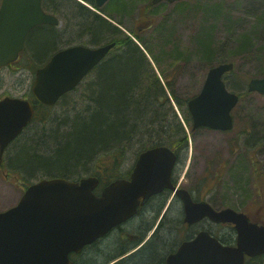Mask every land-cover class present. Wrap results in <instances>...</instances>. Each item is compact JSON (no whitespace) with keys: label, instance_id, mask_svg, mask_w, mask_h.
I'll return each instance as SVG.
<instances>
[{"label":"water","instance_id":"water-1","mask_svg":"<svg viewBox=\"0 0 264 264\" xmlns=\"http://www.w3.org/2000/svg\"><path fill=\"white\" fill-rule=\"evenodd\" d=\"M163 0H154L158 3ZM170 3L182 0H167ZM108 0H95L103 7ZM45 13L42 0H2L0 8V68L17 61L30 31L41 24L57 25ZM115 46L97 49L74 46L57 53L37 70L33 94L43 105L52 106L73 90ZM233 64L210 69L200 94L188 103L194 129L207 127L228 131L234 126L232 111L239 96L227 90L224 75ZM250 92L264 95V78L252 79ZM34 109L29 101L5 98L0 101V159L5 149L30 124ZM177 155L167 147L142 153L129 180H117L101 195L97 177L77 182L45 179L32 185L19 204L0 213V264H74L73 253L107 235L134 217L151 197L170 189L181 199L184 222L201 220L235 225L237 246H223L208 232L185 242L165 264H246V258L264 254V225L251 222L231 208L216 210L208 202H195L191 194L172 183Z\"/></svg>","mask_w":264,"mask_h":264},{"label":"rangeland","instance_id":"rangeland-1","mask_svg":"<svg viewBox=\"0 0 264 264\" xmlns=\"http://www.w3.org/2000/svg\"><path fill=\"white\" fill-rule=\"evenodd\" d=\"M215 1L218 0L191 1L186 11H181L176 4H167L161 6L154 16L150 15L154 8L152 0H114L117 3L115 11L120 8L126 9L128 6L127 12L122 16L114 13L111 18L102 13L105 18L116 24L139 44L157 76L163 80L164 89L170 102H174L172 106L177 116L180 120H184H181L183 127L187 126V123L180 106L175 101V96L183 102L197 96L212 67L224 62H233L234 71L226 75L227 81L233 83V86H236L238 81L242 85L243 81L248 83L252 78H263L259 76L257 69L263 64L264 58L261 60L257 58L260 61L241 57L231 60V51L239 35L250 33L252 27L256 26L255 19L264 21L261 18L264 0H223L227 5L229 17L227 16V20L220 19L218 22L204 16V9L196 11L197 2L214 5L217 3ZM81 2L87 6L86 2L82 0ZM249 2L257 6L250 7ZM70 20V28L73 30L77 21L71 17ZM62 26L57 30L62 28L67 30L62 36L58 35L56 46L60 45L59 41L68 40L66 38L68 27ZM37 34L39 36L35 33V36L31 37L29 45L37 54H34L33 49L28 48L19 67L0 70V99L5 96L25 98L31 90L36 68L47 61L45 57L56 44V41L52 44L51 37L42 29H39ZM255 34V38H258V49L264 50V25H258ZM75 37L78 38L77 33ZM200 39H207L212 43L215 55L211 63H207L202 57L199 48ZM83 44L88 45L86 41ZM154 57L159 58L161 66L154 62ZM229 89L240 93V90L232 89L231 86ZM79 103L81 105L78 107ZM187 105L188 102L183 105V108ZM82 106L81 101L70 104L65 100L59 107L47 112L48 120L29 128L24 133L23 139H18L7 150L3 164H0V212L14 207L20 201L27 186L40 179L39 173L30 176L25 174L27 171L23 169L24 173L16 166V164L21 166L25 163L24 168L27 170L29 168L26 164L27 158L24 159L28 149L18 152L25 138H31L37 131L47 135L52 131V125L55 123L50 122L49 119L62 116L66 112V115L73 114L77 107ZM233 114L235 126L228 133L208 128L193 131L191 124L186 127L191 138L189 137L188 150L185 151L186 155L182 156L178 168V184L191 191L196 199H205L217 209L232 208L246 213L255 221L264 222V97L257 93L247 96L239 102ZM172 126L161 131L162 127L159 128L157 123L158 129L155 130H159L157 136L160 135L162 138L165 133H168L166 137L175 134L177 130L175 123ZM177 137L168 139L180 141L181 138ZM148 140L150 138L145 139L144 142L148 143ZM135 150L134 148L129 152L130 159L123 164L122 171L127 172L132 168L136 157ZM210 163H213L211 165L213 168L207 171ZM180 205L177 201L176 205L170 206L168 211L171 218L181 216ZM154 211L151 207L146 208L141 215L124 224L122 228L126 232H136L139 225L152 220ZM206 226L217 234L230 231L211 225ZM114 233L112 236L116 238L117 231ZM176 237L173 231L168 239L172 238L173 241Z\"/></svg>","mask_w":264,"mask_h":264},{"label":"trees","instance_id":"trees-1","mask_svg":"<svg viewBox=\"0 0 264 264\" xmlns=\"http://www.w3.org/2000/svg\"><path fill=\"white\" fill-rule=\"evenodd\" d=\"M87 1L93 4V0ZM190 2L185 1L179 4L178 8L181 11H186ZM215 2L217 3L214 5L197 2L195 4L196 11L204 9V16L216 22L220 19L227 20V16L229 17L227 5L223 0ZM249 3L250 7L257 6L255 3ZM112 4L101 10L110 18L113 17L114 13L122 16L128 10V6H126V9L120 8L115 11L117 3ZM43 7L46 11L63 19L68 30L71 27L70 17L76 19L77 24L73 31L75 35L78 34V38L75 36L67 38L65 44H78L86 36L90 37L92 44L116 43V47L111 51L101 68L95 72H98V77L89 78L75 91L73 95L75 103L77 101L83 103L82 107L78 108L81 105L79 103L74 110L75 113L73 112V114H76V117L71 119L73 114L66 115V112L60 117L49 119L50 122L55 123L52 125V131L48 132L47 135L37 131L31 138H25L26 140L19 146L18 152L28 149L24 159L27 158L26 164L29 168L28 170L24 168L26 167L25 163H22L21 166L16 164L17 167L22 171L23 169L27 171V173L23 172L30 176L39 173L38 178L63 177L69 180H79L85 176L93 175L97 176L104 186L117 179L127 178L129 172L122 171V166L130 159L129 152L134 149L130 146L131 137L140 135L145 139L150 138L148 143L143 142L136 148V156L143 150L157 146H167L176 152L183 151L181 147L183 145L188 147V134L166 94L163 82L157 76L143 50L132 37L103 15L93 12L76 0H43ZM153 10L150 15L155 16ZM261 18L264 20V11ZM254 24L256 26L252 27L250 33L240 34L237 38V42L231 51V60L241 57L260 61L261 58H264V56H260V54H264V50L258 49V38H255L258 25H264V21L255 19ZM41 29L51 36L52 44L55 41L57 44L58 35L51 33L52 28L49 30L47 28ZM37 31L35 32L36 36H39ZM35 33L32 37L35 36ZM199 42H201L199 48L202 57L206 59L207 63H211L215 55L212 43L207 39H200ZM175 48L177 51V47ZM148 50L150 51V49ZM34 53H36L35 50ZM154 62L160 65L158 57L154 59ZM257 72H259V76L264 77V62L259 66ZM226 83L228 87L231 86L232 89L240 90L241 101L251 95L246 90L244 81L242 85L238 81L236 86L227 80ZM175 98L182 110L183 118L190 126L191 115L186 106L183 108V105L188 101L183 102L177 96ZM93 102L98 103L96 109L92 108ZM47 112L48 110L38 106L31 127L48 120ZM157 123L159 128L162 127L161 131H165L175 123L176 133L173 134V129H171L173 135L166 137L168 133H165L163 139L160 138V135L158 137L159 130L155 131L158 129ZM24 136L25 134L20 139H23ZM175 136L181 140L168 139ZM212 164H209L207 171L213 168L211 167ZM201 185H203L202 181ZM162 208L163 205L157 208L156 216L162 211ZM169 216L170 212L167 211L163 221H161L160 228L152 235L153 239L148 241L147 247L129 256L130 261L127 264H152L153 261V264H157L155 261L157 247L153 246L152 243L156 242L159 233L163 238L169 230L171 232L166 236H169L173 231H186L182 222L173 226L167 225L166 221H169ZM166 236L165 240L168 239ZM122 251L118 239L114 238L107 243L99 242L86 248L80 256L74 255L73 259L75 264H108L111 259L124 255L125 252ZM260 259L251 260L248 264H263L264 259ZM162 260L163 258L157 261L158 264H161ZM126 262L125 260L118 264H125Z\"/></svg>","mask_w":264,"mask_h":264},{"label":"bare ground","instance_id":"bare-ground-1","mask_svg":"<svg viewBox=\"0 0 264 264\" xmlns=\"http://www.w3.org/2000/svg\"><path fill=\"white\" fill-rule=\"evenodd\" d=\"M66 35H67L66 38H72V37L75 36V33L70 28L68 30V32L66 33ZM89 39H90L89 37L83 38L78 43V45L79 46L86 47V48H90V49H97L99 47H102V46H105L106 45L105 43H103V44H101V43H98V44L93 43L92 44ZM85 41L88 43V45L87 44H83ZM69 47H71V45H68V44H60L58 46H55L53 48V50L45 57V59L50 58V57L52 58L57 53H59V50L65 49V48H69ZM115 47H116V43H115ZM113 49H114V47L110 50V52L107 54V56H109V54L111 53V51ZM54 50H55V52H53ZM97 104L98 103L93 102L92 103V108H95L96 109L97 108ZM105 104H107V102H105ZM171 104H174V102H171ZM86 106H87V104H86ZM73 117L75 118L76 117V114L73 115L71 119H73ZM144 140H145V138L143 136H140V135L139 136L131 137V145L130 146L132 148H135L136 149V148H138V146L140 144H142L144 142ZM181 147L183 148V151L177 152L178 153L177 155L179 157H182L183 155H186V152L184 150H186L187 147L185 145H183ZM143 151H141V152H143ZM176 198H178L177 195H175L172 198V201L175 200ZM174 205H176V202L172 203V207ZM164 216H165V214L164 213H160V212L156 216V211H154L152 220L146 221L144 224L139 225L138 228L136 229V232H134V233H132V232L125 233L126 231H122L121 233H124V234H122L120 236V238L118 239V241H119V244L121 246V249L123 250L122 252H125V253H124V255L119 256L118 258L114 256L115 258L113 257L114 259H111L108 262V264H118L119 262L125 261V260L127 261L125 264H127L130 261V259H129L130 257L129 256H131V255L139 252L143 248L145 249L147 247L148 241L150 239L151 240L153 239V236L152 235L158 230V228H160V226L162 224L161 221H163ZM173 219H175V221H173ZM178 222H182L183 225H184V218L182 216H179L177 218H171L169 216V221L167 220L166 221V224L167 225H170V226H173V225H177ZM220 224L221 225H226V224H230V223H220ZM165 228H167V227H165ZM221 229H227V228L224 227V228H221ZM170 232L171 231L169 230V232H167L166 234H168ZM174 232L176 233L177 237L175 239H173V241H172V238H169V239H166L165 240L166 234L162 238V236L159 233L158 237L156 238V242L152 243L153 246H156L157 247V251H156L157 257H156V260H155L157 264H158L157 261H159L161 258H163L161 264H165L167 262V259L170 256L175 255L178 252L179 248L182 246L183 243L192 240V238H191V236L189 234V230L188 229H186L185 232H182L181 230L174 231ZM209 232L215 238H220L221 236L226 235V234L229 233V232H225V233H222V234H217V233L213 232L210 228H209ZM113 234H111L109 237H111ZM167 237L168 236H166V238ZM108 238H106V239H108ZM106 239H104L102 241V243ZM122 246H124V247H122ZM153 262H152V264H153Z\"/></svg>","mask_w":264,"mask_h":264},{"label":"flooded vegetation","instance_id":"flooded-vegetation-1","mask_svg":"<svg viewBox=\"0 0 264 264\" xmlns=\"http://www.w3.org/2000/svg\"><path fill=\"white\" fill-rule=\"evenodd\" d=\"M41 28H47L49 30V28H52L53 31H51V33L55 34V35H59L60 36V33H61V30H57L58 28L60 29V26L57 28L56 26H44V27H41ZM37 30H34L30 35L31 37L33 36V34L36 32ZM51 37V36H50ZM58 44V43H57ZM34 50V48H32ZM51 58V57H50ZM50 58H47L45 60H47L46 62L49 61ZM45 62V63H46ZM95 77H98V72L95 73L94 75ZM28 97V99H30L31 101L34 102V98L32 97V95H26ZM71 96L69 94L65 95L62 99L65 101L67 100V98H70ZM62 99H60V101H62ZM59 101V102H60ZM75 102V99L71 98L68 103L72 104ZM137 161V160H136ZM135 161V163H136ZM135 165V164H134ZM177 173L178 171H175L173 176H172V181L175 185H178V179H177ZM179 187H183L180 185H178ZM172 193L171 191H168V190H165L163 193H161L159 196L153 198L150 200V202L148 203V205L146 206V208H149L151 207V210L156 208L157 206H167L169 205V203H174V202H179L181 205H182V202L180 201L179 198H176L175 200H171L169 199L171 197ZM167 204V205H166ZM145 208V209H146ZM183 208V207H182ZM183 216H184V211H183ZM206 225H211V226H214L216 228H227V229H230L231 232H229L228 234L226 235H223L221 236L219 239H221L222 243L225 244V245H231V246H234L236 245V238H237V234H236V231H235V228L233 225H230V224H226V225H221V224H215V223H212L211 221H208V219H204L202 220L201 222L197 223L196 225H194L195 229L199 230L197 227H199L200 229L202 230H205V229H208ZM122 231V229H121ZM124 231V230H123ZM118 234L117 235H120L121 232H117ZM126 233V232H125ZM124 234V233H123ZM197 234V233H196ZM196 234H194L192 237L194 238L196 236ZM191 237V238H192ZM190 238V239H191ZM192 238V239H193Z\"/></svg>","mask_w":264,"mask_h":264}]
</instances>
